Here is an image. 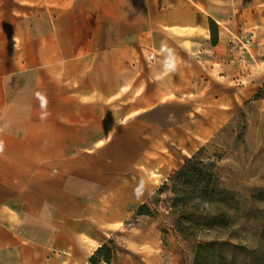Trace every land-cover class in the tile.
Returning <instances> with one entry per match:
<instances>
[{
    "label": "crops",
    "instance_id": "1",
    "mask_svg": "<svg viewBox=\"0 0 264 264\" xmlns=\"http://www.w3.org/2000/svg\"><path fill=\"white\" fill-rule=\"evenodd\" d=\"M0 4V46L11 47L0 62L14 63L0 69V264H48L78 238L69 226L71 198L85 205L88 188L94 204L101 205L105 194L112 205L133 207L146 196L133 184L118 189L109 180L103 186L101 178L103 172L112 173L103 166H117L126 157L140 158L151 153L149 143L160 141V134L150 133L160 126L140 118L149 111L146 101L137 103L134 118V104L117 100L130 92L123 89L132 85L129 79L141 74L144 83L150 78L148 69L144 75L132 64L137 59L134 50L155 45L160 61L153 72L157 78L167 77L171 68L176 69L174 76L181 77L186 66L178 64H190L192 77L209 79L204 87L196 85V94L212 93L211 82L221 84L223 95L229 94L230 86L239 92L245 78L244 60L239 59L243 53L230 46L222 29L237 8L231 0H2ZM25 47L30 49L29 59ZM27 60L46 61L45 72L54 85L35 87L33 75L41 69L25 67ZM86 63L96 64L88 69ZM102 78L110 79L108 85ZM216 110L215 118L207 109L205 119L195 112V119L185 123L195 149L229 117L228 109ZM134 136L142 143L137 151L127 146ZM81 214L85 217V210ZM74 220H80L79 212Z\"/></svg>",
    "mask_w": 264,
    "mask_h": 264
},
{
    "label": "rangeland",
    "instance_id": "2",
    "mask_svg": "<svg viewBox=\"0 0 264 264\" xmlns=\"http://www.w3.org/2000/svg\"><path fill=\"white\" fill-rule=\"evenodd\" d=\"M231 3L237 9L230 22L222 25V29L230 46L243 53V57L239 58L244 60L245 67L242 89L238 92L237 87L230 86L229 94L223 95L220 93L221 84L211 82L209 86L213 87L212 93L200 91L196 94V85L204 87L209 79L192 77L190 64H178L186 66L181 77L174 76L177 73L175 68L170 71L167 67L168 76L157 78L153 76V72L160 61L155 45L151 43L142 47L143 49L139 47L137 51L134 50L137 59L132 64L138 65L144 75L148 69L150 78L144 79V83L141 74L129 79L132 85L127 84L123 89L130 92L118 95L117 100L125 101L123 105L134 104V118L137 103L146 101L149 111L140 118L160 126L161 130H150L155 137L160 134V141L155 142V145L149 143L151 153H143L140 158L126 157L124 161L119 160L117 166H103L102 170L111 169L112 173L103 172L101 178L103 186L109 180L116 182L118 189L133 184L135 190L140 189L146 196L140 203L134 202L133 207L112 205L105 194L101 205L94 204L90 196L93 191L88 188L85 205L81 204V199L79 204L75 198H71L69 226L71 233L78 235V238L70 243L68 251L55 253L48 264H94L91 257L102 246L108 250L96 255L95 264H192L197 243L210 241L215 234L199 230L195 236H185L176 230L178 215L174 213L172 206L174 194L171 192L169 179L200 150L204 161L215 163L221 185L235 191L242 199L240 210L235 214L238 224L236 237L245 240L248 247L258 244L255 235H260L264 226V202L251 203L250 196L264 191V0H231ZM10 48L0 46V56L8 54ZM258 50L260 52H256ZM25 52L29 59L30 49L25 47ZM13 64L10 61L0 62V69L5 67L7 70ZM46 64L44 60L23 62L27 68L32 65L40 67V72L33 75V85L39 90L47 85H54L51 81L49 83L45 72ZM91 64L86 63L87 68L96 63ZM109 82L110 79L102 78L103 85H108ZM197 99H203L204 104L196 102ZM216 108L228 109L229 117L195 149V143L188 137L191 134L185 123L195 119V112L205 119L207 109H210L215 118ZM178 123H182L183 127L177 126ZM138 125L135 121V129ZM134 137L127 146H134V151H137L142 143ZM121 144L125 143H119ZM97 179L100 180V175H97ZM121 197L118 195L117 199ZM142 205H147L149 214H137ZM83 210L85 217L81 214ZM77 212L80 215L79 221L74 220ZM218 235L226 238L229 230ZM108 253L109 262L105 261Z\"/></svg>",
    "mask_w": 264,
    "mask_h": 264
},
{
    "label": "trees",
    "instance_id": "3",
    "mask_svg": "<svg viewBox=\"0 0 264 264\" xmlns=\"http://www.w3.org/2000/svg\"><path fill=\"white\" fill-rule=\"evenodd\" d=\"M213 23L210 20L214 42ZM169 182L174 194L172 206L178 215L176 230L185 236H195L199 230L215 234L210 241L197 243L192 264H264V226L260 235H255L258 244L254 247H248L245 240L236 237L238 224L235 214L240 210L242 199L235 191L221 185L215 163L204 161L201 150L178 169ZM250 201L264 202V191L253 193ZM148 212L147 205L137 210L138 215ZM226 230H229V235L219 237L218 233ZM105 250L108 249L104 246L98 248L91 262L95 264L96 255ZM105 261H110L109 253Z\"/></svg>",
    "mask_w": 264,
    "mask_h": 264
},
{
    "label": "built area",
    "instance_id": "4",
    "mask_svg": "<svg viewBox=\"0 0 264 264\" xmlns=\"http://www.w3.org/2000/svg\"><path fill=\"white\" fill-rule=\"evenodd\" d=\"M249 42H250V41L248 40L247 43H249ZM241 48H242V46H241Z\"/></svg>",
    "mask_w": 264,
    "mask_h": 264
}]
</instances>
